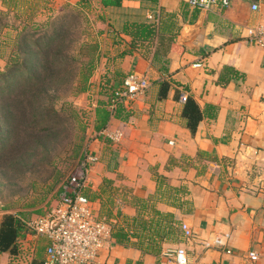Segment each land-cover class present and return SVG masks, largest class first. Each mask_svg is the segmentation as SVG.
Listing matches in <instances>:
<instances>
[{"label": "crops", "instance_id": "1", "mask_svg": "<svg viewBox=\"0 0 264 264\" xmlns=\"http://www.w3.org/2000/svg\"><path fill=\"white\" fill-rule=\"evenodd\" d=\"M96 1L97 87L121 88L131 73L149 86L92 134L87 151L97 160L88 169L87 198L95 216L116 227L144 201L173 215L178 235L152 253L111 235L92 264H175L166 251L180 248L189 264H264V48L248 38L249 28L264 23V0H229L208 13L188 0ZM9 2L0 0V11ZM130 22L155 25L159 34L132 46L123 32ZM116 133L117 141L109 138ZM213 236L221 244L205 247ZM48 244L29 234L18 255L0 253V264H42Z\"/></svg>", "mask_w": 264, "mask_h": 264}, {"label": "trees", "instance_id": "2", "mask_svg": "<svg viewBox=\"0 0 264 264\" xmlns=\"http://www.w3.org/2000/svg\"><path fill=\"white\" fill-rule=\"evenodd\" d=\"M99 3L102 7H117L120 6L121 0H99ZM123 32L131 38L132 46L138 41H151L154 36L159 34L155 25L136 22L126 23ZM25 34L26 28L23 27L17 31L16 37L12 40L10 37L1 40L0 37V58L6 57L4 51L8 47L26 41ZM66 38V35H61L58 38L57 46L44 55L41 62L42 70L38 74L22 81L18 92L13 97L5 98L0 102V127L6 129L0 128V186L16 187L20 184L18 182L24 179L26 173L35 174L38 171L48 172L52 169L43 181L51 183L46 186L45 192L42 190L44 196L41 200H36L35 196L30 199L31 203L19 205L20 200L27 201L29 199L30 195L26 194L18 198L17 202H10V204L0 207V213L3 214L0 226V253L8 251L11 256L21 253V243L24 242L25 237L34 234L31 224L35 218L32 220V215L41 216L43 214L41 209L36 211L17 210L13 213L12 211L17 207H35L53 191L58 197L64 182L62 179L65 176L64 172L58 168L61 154L70 152V159L77 161L75 165L77 167L87 151L86 125L81 121L79 114L71 104L64 103L57 110L54 107L56 97L49 91L51 85H56L58 88L52 90L56 93L61 84L69 82L65 75L67 72L63 70L71 64L69 57L64 54L68 45ZM20 47L21 43L18 45L19 49ZM79 52L86 60L81 62L79 68V76L82 80L79 87L76 88L77 94L84 93L89 88L90 78L100 60L99 44L82 42L79 45ZM18 64L19 62L16 63V61L8 59L7 68L11 69L12 66ZM24 64L23 61H20L21 67H24ZM121 88L113 89L105 86L100 91V94L108 95V99L99 100L97 103L93 121V129L96 133L105 129L110 116H119L123 101L117 99L115 93ZM48 100H51L50 104H48ZM112 105H114V109L110 113L107 107ZM42 122H46L45 126L41 125ZM56 158L57 160H55ZM158 183L159 188L164 184V182ZM27 187L35 195L38 189L36 183L32 182ZM85 189L87 188L85 187ZM85 189L83 195L87 197ZM136 203L137 215L132 219H126L124 227H116L104 221L109 225L112 237L119 244L126 246L130 244L141 249L144 253H152L160 248L159 245L162 241H170L178 235L177 223L173 215L163 214L154 209L150 210L147 204L141 200H137ZM106 210L107 212L104 211V214L109 216L110 207ZM145 213H151L152 216L145 220ZM14 260L15 258L9 264H14Z\"/></svg>", "mask_w": 264, "mask_h": 264}, {"label": "rangeland", "instance_id": "3", "mask_svg": "<svg viewBox=\"0 0 264 264\" xmlns=\"http://www.w3.org/2000/svg\"><path fill=\"white\" fill-rule=\"evenodd\" d=\"M96 0H18V2H9L10 9L0 11V37L1 40L7 38L14 39L17 31L21 28H26V41H22L20 49L18 45L10 46L5 51V58H0V102L5 98L13 97L20 87L22 81L30 76L38 74L42 70V59L44 55L51 49L55 48L59 42L61 35H66V42L68 45L64 54L69 57V66L66 70V78L69 82L60 85L58 91L54 93L52 90L58 88L56 85L49 87L50 94L55 98L54 107L58 110L64 103L71 104L72 107L79 114L81 121L86 125V134L88 142L92 140V134H96L93 129L94 112L99 100H107L108 95L100 94L101 87H97L96 83L102 78H98L96 71L97 64L90 78V85L86 92L77 94V87L81 83L79 76V68L81 62L86 58L82 57L79 52V45L82 42L98 43L100 41V32L102 22H100V13L96 8ZM104 48V47H103ZM106 50V49H105ZM102 48L99 53L101 55ZM36 52V53H35ZM1 53V52H0ZM8 59L19 62L11 69L7 68ZM75 59L74 61H72ZM20 61H23L24 67H21ZM15 71V72H14ZM4 80V81H3ZM94 86V87H93ZM48 104L51 100H48ZM43 124V125H42ZM46 122L41 125L45 126ZM6 130L5 127H0ZM70 152H63L61 154V161L58 162V168L64 172L66 180L76 168V162L70 159ZM57 160V158L55 159ZM59 160V159H58ZM57 162V161H56ZM48 172L38 171L35 174L26 173L23 180L16 187H1L0 186V207L10 204V202H17L18 198L29 194V199L26 201L20 200L19 205L31 203L30 199L33 197L36 200H41L46 186L51 182H43L49 175ZM51 181V180H49ZM35 182L38 189L34 193L28 189V185ZM44 190V192L42 191ZM14 192V193H13ZM43 192V193H42ZM41 194V195H40ZM58 197L55 191L47 195L44 201L32 208H16L17 210L36 211L41 209L43 214H47L55 205ZM1 212V211H0ZM39 215L33 214L32 220Z\"/></svg>", "mask_w": 264, "mask_h": 264}, {"label": "built area", "instance_id": "4", "mask_svg": "<svg viewBox=\"0 0 264 264\" xmlns=\"http://www.w3.org/2000/svg\"><path fill=\"white\" fill-rule=\"evenodd\" d=\"M187 4L193 10L208 13L217 7H226L229 0H188ZM257 9V5L252 6L253 11ZM248 38L251 43L264 48V23L249 28ZM148 86L147 78L131 73L127 75L121 90L115 96L121 101H133L143 95ZM109 138L117 141L119 134ZM96 160L95 156L86 151L83 160L63 182L53 208L33 220L31 227L34 235L46 238L49 242L42 264H92L99 250L110 239L109 225L95 216L89 199L83 195L89 166ZM181 229L185 238L192 236L186 225L183 224ZM215 243L221 244V238H209L205 247ZM166 256L173 258L175 264H189V255L185 249L167 250ZM248 257L251 261L258 259L255 252H250Z\"/></svg>", "mask_w": 264, "mask_h": 264}]
</instances>
